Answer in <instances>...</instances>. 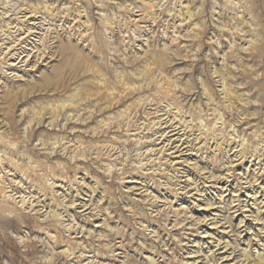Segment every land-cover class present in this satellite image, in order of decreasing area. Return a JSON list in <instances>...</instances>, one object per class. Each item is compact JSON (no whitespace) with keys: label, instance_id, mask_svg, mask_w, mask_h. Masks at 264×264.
I'll return each instance as SVG.
<instances>
[{"label":"rangeland","instance_id":"374dc122","mask_svg":"<svg viewBox=\"0 0 264 264\" xmlns=\"http://www.w3.org/2000/svg\"><path fill=\"white\" fill-rule=\"evenodd\" d=\"M0 264H264V0H0Z\"/></svg>","mask_w":264,"mask_h":264}]
</instances>
